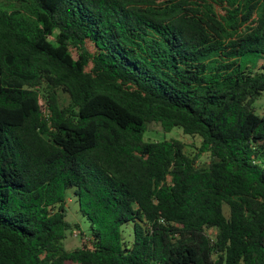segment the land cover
<instances>
[{"label":"trees","instance_id":"1","mask_svg":"<svg viewBox=\"0 0 264 264\" xmlns=\"http://www.w3.org/2000/svg\"><path fill=\"white\" fill-rule=\"evenodd\" d=\"M260 98L264 0H0V264H264Z\"/></svg>","mask_w":264,"mask_h":264},{"label":"rangeland","instance_id":"2","mask_svg":"<svg viewBox=\"0 0 264 264\" xmlns=\"http://www.w3.org/2000/svg\"><path fill=\"white\" fill-rule=\"evenodd\" d=\"M255 56V55H251ZM255 59V58H254ZM255 64L259 65L261 63L260 59H255ZM264 102V98H260L257 102L258 104V111H262V104ZM143 138L145 140H160V139H169V138H177L184 142L185 149L188 152H194L197 151L199 143H200V137L197 135H190L187 133H184L182 129L179 126H173L169 130H165L162 126V124L158 121H151L147 124V128L143 134ZM209 160V153L207 151H203L200 153L199 161L201 163L207 162ZM67 199L66 201V208H67V214L66 218L72 223H77L78 227H74V230L71 233L67 234V237L64 240V245L67 248H73L78 245H81L84 242L83 237L79 234V231H82L84 233H87L89 231V221L88 219L82 215L77 210V203L74 201V198L71 196V192H67ZM224 212L228 213V206L227 204H224ZM78 228V229H76ZM208 232L212 235L214 234V229H209ZM122 233L125 237L131 238L132 236V223L131 221L123 224L122 226Z\"/></svg>","mask_w":264,"mask_h":264}]
</instances>
